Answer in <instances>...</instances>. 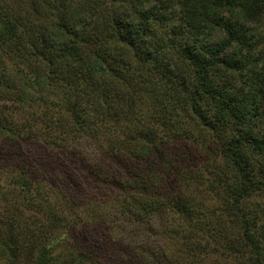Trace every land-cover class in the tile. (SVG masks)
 <instances>
[{
	"label": "trees",
	"instance_id": "16d2710c",
	"mask_svg": "<svg viewBox=\"0 0 264 264\" xmlns=\"http://www.w3.org/2000/svg\"><path fill=\"white\" fill-rule=\"evenodd\" d=\"M263 25L264 0H0L7 156L70 151L118 187L129 264H264ZM32 171L21 210L1 193L21 221L2 208L0 264H109L78 232L59 252L73 230Z\"/></svg>",
	"mask_w": 264,
	"mask_h": 264
},
{
	"label": "rangeland",
	"instance_id": "374dc122",
	"mask_svg": "<svg viewBox=\"0 0 264 264\" xmlns=\"http://www.w3.org/2000/svg\"><path fill=\"white\" fill-rule=\"evenodd\" d=\"M262 27H260V30L258 28L261 33L264 32ZM219 36V33H215L212 40H219ZM18 144H23V149L25 150V154H23L24 160H10L11 156L9 155L10 158L7 156L8 151L13 152L14 156L17 155L19 151L16 148L19 145L13 148L14 144L0 137V162H2L0 167V185L5 191L0 192V196L3 193L2 195L7 194V196L9 195L8 197L14 198L19 203L16 208L21 210L23 192L18 191H20V188L25 187L23 184L14 185L13 176L22 170H33L32 172L36 179H30L29 184H32L33 188L36 186V191L34 192H40L39 195L45 200L50 201L52 199L51 205L53 204V208L62 210L66 214L67 220L71 225L70 228L73 230L71 231L73 233L70 232L71 240H65L59 251L60 253L68 250V247L74 242L72 237L74 238L76 232H78L83 242H87L90 245V251L99 261L108 262L109 264H129L130 257L128 252L131 250L134 239L130 237V240L127 235L128 232L123 231L121 227L116 225L120 216L119 213L124 209L123 206H120L121 201H123L121 196H124V193L119 192L118 187H114V185L108 186L107 189L101 188L99 190L100 185L97 188L83 174L77 157L70 151L64 153L59 159L52 160L53 157L45 156L46 152L44 154V150L36 143L27 144L22 142ZM70 170L74 174L71 181V189H68V192H64L65 190L63 191L62 189L64 187L61 185L65 183V174L66 172L71 173ZM50 180L54 184H60H57L60 188L54 187V192L46 193L47 185H49L47 182L50 183ZM42 190L45 192H42ZM8 206L9 203L0 202V213L6 211L7 215L10 213L9 215L13 214L14 216L19 211L12 206V212L9 209V212H7ZM75 216L81 218L76 221V224H74L77 218ZM14 218L20 223L21 220L19 218L15 216ZM124 241H130L131 246Z\"/></svg>",
	"mask_w": 264,
	"mask_h": 264
}]
</instances>
